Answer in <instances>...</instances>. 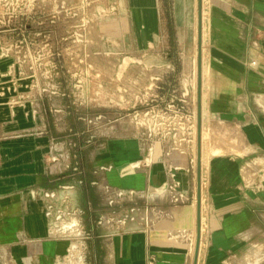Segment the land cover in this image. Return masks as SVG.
Listing matches in <instances>:
<instances>
[{"label":"crops","instance_id":"crops-1","mask_svg":"<svg viewBox=\"0 0 264 264\" xmlns=\"http://www.w3.org/2000/svg\"><path fill=\"white\" fill-rule=\"evenodd\" d=\"M169 1L147 0L139 7L151 17L157 3ZM171 2L173 28L167 20L166 30L157 21L147 22L150 44L191 28L192 7L184 6L191 0ZM204 29L199 118L206 185L198 264H264V0H206ZM16 68L15 59L0 49V264H55L65 254L69 241L48 235L43 210L50 190L56 205L70 195L86 214L93 264H192L196 152L189 149L180 159L163 156L155 142L146 164L140 139L117 129L92 146L79 178L70 169L65 141L57 145V139L70 135L65 133L69 105L40 94ZM167 165L176 166L172 170L183 196L177 202L158 192L169 190ZM94 179L121 197L146 193L147 216L140 214L119 230L97 225L101 201Z\"/></svg>","mask_w":264,"mask_h":264},{"label":"rangeland","instance_id":"rangeland-1","mask_svg":"<svg viewBox=\"0 0 264 264\" xmlns=\"http://www.w3.org/2000/svg\"><path fill=\"white\" fill-rule=\"evenodd\" d=\"M145 1L0 0L1 51L15 59L17 72L28 77L40 94L53 95L56 104L61 99L69 105L66 116L70 118V130L66 127L65 133L70 135L57 139V145L65 141L73 173L82 174L81 163L95 148L92 146L117 129L137 136L151 128L160 132L157 143L163 154L181 158L191 149L195 155L198 48L204 63L206 0L185 3V7H192L188 31L181 27L177 36L174 31L163 43L156 37L152 44L148 42L147 22L157 21L166 30L167 20L173 28L176 7L171 0L165 6L157 3L150 17L139 7ZM198 8L202 29L198 27ZM56 111L61 115L58 105ZM60 129L63 133V123ZM187 129L191 131L189 138ZM144 157L147 164L146 152ZM195 162L194 156V183ZM91 185L101 201L97 225L119 230L136 216H147L146 193L136 199L133 195L115 196L109 202L102 188ZM205 185L201 160V200ZM158 192L169 194L165 188ZM71 197L67 203L54 204H67L75 211L71 216L79 229L88 232L87 246L91 233L86 228V214ZM122 218L126 219L123 226L118 221ZM202 244L200 240L197 264ZM87 257L93 264L89 251Z\"/></svg>","mask_w":264,"mask_h":264},{"label":"built area","instance_id":"built-area-1","mask_svg":"<svg viewBox=\"0 0 264 264\" xmlns=\"http://www.w3.org/2000/svg\"><path fill=\"white\" fill-rule=\"evenodd\" d=\"M253 63V62H252ZM187 138L191 134V131L187 129ZM168 134L170 131L167 132ZM176 132H173V136H175ZM161 136L159 131H154L151 128L147 129V132H138L137 137L141 141V149L148 153L153 151L154 143L157 142V137ZM156 138V139H155ZM164 155H169V152H165ZM105 168V167H102ZM172 168H176L175 165L168 166L167 165V174H168V192L170 195V199L173 202L180 201L183 196L178 189V182L174 178V172ZM80 182V181H79ZM91 184H96L98 187L102 188L104 193H107L109 196V202L113 201V197L119 196L121 194L120 191H114L113 188L107 183L92 180ZM65 188H71V186H66ZM44 196L48 198V202L46 203L43 213L47 219H49L48 224V235L55 239H66L69 241V246L66 249L64 255L59 258H56L55 264H91L90 260L87 257L88 249L85 245V241L88 238V232L82 229H79V226L74 217L71 214H75V211L70 210L67 204H63V206H55L53 199L55 198V192L53 190L46 191ZM62 202L69 201L67 196L62 197ZM113 220V218H111ZM125 218L118 220L122 223V226L125 224ZM101 223V221H97ZM79 232L83 234L78 235ZM87 249V250H86Z\"/></svg>","mask_w":264,"mask_h":264},{"label":"water","instance_id":"water-1","mask_svg":"<svg viewBox=\"0 0 264 264\" xmlns=\"http://www.w3.org/2000/svg\"><path fill=\"white\" fill-rule=\"evenodd\" d=\"M200 4L201 0H197ZM198 27L200 26L201 12L198 8ZM200 87H201V66H200V48H198V66H197V122H196V234L193 251V263L196 264L197 252L200 241V175H201V149H200V136H201V123H200Z\"/></svg>","mask_w":264,"mask_h":264},{"label":"trees","instance_id":"trees-1","mask_svg":"<svg viewBox=\"0 0 264 264\" xmlns=\"http://www.w3.org/2000/svg\"><path fill=\"white\" fill-rule=\"evenodd\" d=\"M75 175H79V178L81 177V178H84V175H82V174H79V173H74ZM82 175V176H81Z\"/></svg>","mask_w":264,"mask_h":264},{"label":"bare ground","instance_id":"bare-ground-1","mask_svg":"<svg viewBox=\"0 0 264 264\" xmlns=\"http://www.w3.org/2000/svg\"><path fill=\"white\" fill-rule=\"evenodd\" d=\"M194 62H195V59H194ZM200 63H201V58H200ZM200 65L202 66V72H203V69H204V68H203V67H204V66H203V62H202Z\"/></svg>","mask_w":264,"mask_h":264}]
</instances>
